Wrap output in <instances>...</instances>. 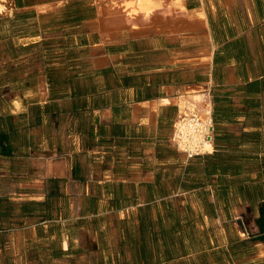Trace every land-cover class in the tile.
I'll list each match as a JSON object with an SVG mask.
<instances>
[{"label":"crops","instance_id":"1","mask_svg":"<svg viewBox=\"0 0 264 264\" xmlns=\"http://www.w3.org/2000/svg\"><path fill=\"white\" fill-rule=\"evenodd\" d=\"M0 5L6 264H264V0Z\"/></svg>","mask_w":264,"mask_h":264},{"label":"built area","instance_id":"2","mask_svg":"<svg viewBox=\"0 0 264 264\" xmlns=\"http://www.w3.org/2000/svg\"><path fill=\"white\" fill-rule=\"evenodd\" d=\"M188 107V105H186ZM180 114V113H179ZM172 140L179 150L188 155L203 154L213 149L214 124L211 110L201 116L190 109L189 114L177 117L173 127ZM210 144V147H206Z\"/></svg>","mask_w":264,"mask_h":264},{"label":"bare ground","instance_id":"3","mask_svg":"<svg viewBox=\"0 0 264 264\" xmlns=\"http://www.w3.org/2000/svg\"><path fill=\"white\" fill-rule=\"evenodd\" d=\"M183 102H184V104L182 105V114H181L182 116L189 114V107H190V109H194L197 112H199L201 114V116L205 115L210 109L208 104H207V98H206V96H204V94L203 95L200 94L199 96L191 97V98H189L188 102L186 99V103H185V101H183ZM186 105H188V107ZM206 147L211 148L210 144H206Z\"/></svg>","mask_w":264,"mask_h":264},{"label":"rangeland","instance_id":"4","mask_svg":"<svg viewBox=\"0 0 264 264\" xmlns=\"http://www.w3.org/2000/svg\"><path fill=\"white\" fill-rule=\"evenodd\" d=\"M1 228L2 225L0 222V264H6L8 263V259L7 257L1 255V250L7 249L11 244L10 241L12 237L15 236L17 224L16 223L10 224L8 230H4L3 228L2 230Z\"/></svg>","mask_w":264,"mask_h":264}]
</instances>
